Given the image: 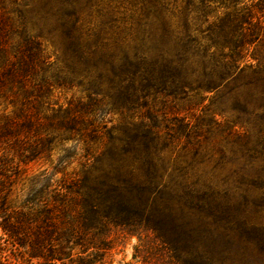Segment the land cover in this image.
<instances>
[{
  "label": "trees",
  "instance_id": "1",
  "mask_svg": "<svg viewBox=\"0 0 264 264\" xmlns=\"http://www.w3.org/2000/svg\"><path fill=\"white\" fill-rule=\"evenodd\" d=\"M148 3L142 0L157 34L146 36V18L131 46L129 37L115 50L96 35H66L73 79L51 74L41 43L23 31V17L15 28L0 7V264H102L110 226L152 231L171 251H187L188 234L168 203L177 192L162 183L153 159L158 128L128 123L113 137L96 97L105 88L133 112L148 108L153 93L184 99L219 92L243 74L264 81V0ZM190 13L202 23L198 35ZM64 19L74 34L77 13ZM82 84L87 102L53 103L55 91ZM40 161L50 168L29 180L15 204L25 167ZM76 161L80 171L69 174ZM243 230L249 242L241 259L247 254V264H263L264 225Z\"/></svg>",
  "mask_w": 264,
  "mask_h": 264
},
{
  "label": "rangeland",
  "instance_id": "2",
  "mask_svg": "<svg viewBox=\"0 0 264 264\" xmlns=\"http://www.w3.org/2000/svg\"><path fill=\"white\" fill-rule=\"evenodd\" d=\"M152 4L149 0L147 7ZM0 7L15 28L23 17V31L41 43L54 68L51 74L68 79L74 74L66 35H96L118 50L126 47L122 38L129 37L131 46L140 36L146 18V36L157 34V24L146 16L142 0H0ZM72 11L79 19L74 34L63 26L64 15ZM189 19L198 35L202 23L197 14L190 13ZM86 89V84L59 89L53 103L66 107L69 102H87ZM101 93L97 110L103 111L101 117L113 137L128 123L158 128L153 159L162 183L177 192L168 200L174 209L171 218L188 234L187 251L175 253L152 231L132 233L110 226L102 264H247V254L241 259L242 246L249 242L243 225H264V81L243 74L219 92H195L184 99L153 93L149 110L133 112L121 109L105 88ZM50 166L40 161L25 167L11 200L19 205L29 180ZM67 171H80L79 161Z\"/></svg>",
  "mask_w": 264,
  "mask_h": 264
}]
</instances>
